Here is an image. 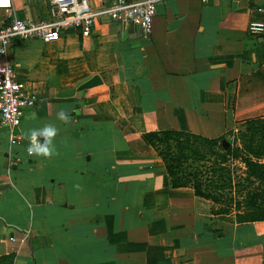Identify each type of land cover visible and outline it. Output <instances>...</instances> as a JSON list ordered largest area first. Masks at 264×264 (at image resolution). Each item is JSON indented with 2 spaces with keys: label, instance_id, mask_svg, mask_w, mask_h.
I'll return each mask as SVG.
<instances>
[{
  "label": "crops",
  "instance_id": "obj_1",
  "mask_svg": "<svg viewBox=\"0 0 264 264\" xmlns=\"http://www.w3.org/2000/svg\"><path fill=\"white\" fill-rule=\"evenodd\" d=\"M46 12V0H8L0 23ZM249 21L264 24V0H155L147 37L100 21L87 37L13 40L0 63L36 100L20 141L0 125V264H264V220L236 223L190 187H170L140 138H215L227 122L264 116V38L246 34ZM46 126L53 154L30 155Z\"/></svg>",
  "mask_w": 264,
  "mask_h": 264
},
{
  "label": "trees",
  "instance_id": "obj_2",
  "mask_svg": "<svg viewBox=\"0 0 264 264\" xmlns=\"http://www.w3.org/2000/svg\"><path fill=\"white\" fill-rule=\"evenodd\" d=\"M231 109V106H230ZM226 147L175 129L148 131L142 141L157 155L172 188L190 187L236 223L264 220V116L243 119ZM237 162L236 167L232 163Z\"/></svg>",
  "mask_w": 264,
  "mask_h": 264
},
{
  "label": "built area",
  "instance_id": "obj_3",
  "mask_svg": "<svg viewBox=\"0 0 264 264\" xmlns=\"http://www.w3.org/2000/svg\"><path fill=\"white\" fill-rule=\"evenodd\" d=\"M154 1L112 0L107 4L92 6L90 0H46L45 19H20L12 15L7 22L0 23V56L6 54L13 40L47 43L57 40L67 30H76L79 36L87 37L100 21L129 23L147 37L154 16ZM245 31L252 37L261 36L264 24L249 21ZM35 100L34 90L17 80L12 66L0 63V125L6 128L10 142L20 141L18 125L23 109L33 106Z\"/></svg>",
  "mask_w": 264,
  "mask_h": 264
},
{
  "label": "clouds",
  "instance_id": "obj_4",
  "mask_svg": "<svg viewBox=\"0 0 264 264\" xmlns=\"http://www.w3.org/2000/svg\"><path fill=\"white\" fill-rule=\"evenodd\" d=\"M8 0H0V6L6 5ZM61 118H64V114L60 113ZM56 135V129L52 126H46L43 130L33 131L31 134V146L28 148L29 154H38L46 157H50L53 154V149L49 147L52 138ZM42 136L44 143L38 142L37 137Z\"/></svg>",
  "mask_w": 264,
  "mask_h": 264
},
{
  "label": "rangeland",
  "instance_id": "obj_5",
  "mask_svg": "<svg viewBox=\"0 0 264 264\" xmlns=\"http://www.w3.org/2000/svg\"><path fill=\"white\" fill-rule=\"evenodd\" d=\"M226 99H227V110H226V122H227V119L231 113V110H230V105L232 104V101H233V87L232 85L230 87H228V91L226 93ZM238 129V125L235 124V123H232V122H227V125H226V136L229 137L230 139H232V136L231 134H235L236 131ZM232 167H236L238 165L237 162H233L232 163ZM217 206L214 207V210H216Z\"/></svg>",
  "mask_w": 264,
  "mask_h": 264
},
{
  "label": "water",
  "instance_id": "obj_6",
  "mask_svg": "<svg viewBox=\"0 0 264 264\" xmlns=\"http://www.w3.org/2000/svg\"><path fill=\"white\" fill-rule=\"evenodd\" d=\"M125 25L127 27H132L131 24L129 23H125ZM264 38V34L260 37H258V39L256 40V42H261ZM37 139L39 140V143L43 144L44 143V138L42 136H38ZM231 142V139L229 137H227L226 135H223L222 138L220 139V144L223 146V147H226L227 145H229Z\"/></svg>",
  "mask_w": 264,
  "mask_h": 264
}]
</instances>
